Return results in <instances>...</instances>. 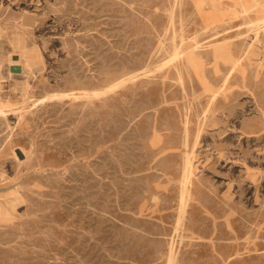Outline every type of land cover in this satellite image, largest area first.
<instances>
[{"label":"rangeland","instance_id":"374dc122","mask_svg":"<svg viewBox=\"0 0 264 264\" xmlns=\"http://www.w3.org/2000/svg\"><path fill=\"white\" fill-rule=\"evenodd\" d=\"M0 108V264H264V0H0Z\"/></svg>","mask_w":264,"mask_h":264},{"label":"bare ground","instance_id":"6f19581e","mask_svg":"<svg viewBox=\"0 0 264 264\" xmlns=\"http://www.w3.org/2000/svg\"><path fill=\"white\" fill-rule=\"evenodd\" d=\"M203 4V3H202ZM182 5V4H181ZM247 5V4H246ZM246 5L244 7H246ZM253 5V4H252ZM251 6V5H250ZM254 7V6H253ZM238 9V8H237ZM252 9V8H250ZM200 12V11H199ZM220 25V24H219ZM211 26V25H210ZM218 26V25H217ZM206 28V27H205ZM209 28V27H208ZM215 28V27H214ZM217 28V27H216ZM182 53L187 54L188 52L185 49H182ZM198 54V53H197ZM133 74L128 75V76H123L121 77L117 82L107 86L104 89H98V90H94L95 94H100V93H104L107 92L109 90L115 89L116 87H119L120 85L124 84L125 82H127V80L132 79L133 78ZM133 80V79H132ZM52 98V97H51ZM5 109L4 108H0V112H3ZM33 146V145H32ZM186 153V152H185ZM191 165V159L187 157V166ZM175 259V252L174 250L171 248L170 250V255H169V261L172 264L174 262Z\"/></svg>","mask_w":264,"mask_h":264}]
</instances>
